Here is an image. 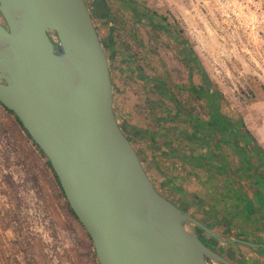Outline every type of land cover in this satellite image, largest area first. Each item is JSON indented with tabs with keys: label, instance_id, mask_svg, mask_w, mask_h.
I'll return each mask as SVG.
<instances>
[{
	"label": "water",
	"instance_id": "1",
	"mask_svg": "<svg viewBox=\"0 0 264 264\" xmlns=\"http://www.w3.org/2000/svg\"><path fill=\"white\" fill-rule=\"evenodd\" d=\"M0 14V103L46 155L98 263L234 264L186 228L225 241L157 190L122 131L86 1L0 0Z\"/></svg>",
	"mask_w": 264,
	"mask_h": 264
},
{
	"label": "rangeland",
	"instance_id": "2",
	"mask_svg": "<svg viewBox=\"0 0 264 264\" xmlns=\"http://www.w3.org/2000/svg\"><path fill=\"white\" fill-rule=\"evenodd\" d=\"M86 1L88 8L96 9L95 0ZM132 1L147 18L138 17L117 0H107L112 19L95 16L93 21L102 42L108 41L110 31L115 51L109 61L113 108L139 155L149 156V149L135 135L131 120L137 115L142 123L151 120L146 114L148 101L159 95L152 91L151 83L148 88L134 78L132 70L169 82L186 109L203 120L209 117L206 102L189 89L201 81L192 61L186 60L190 55L185 45L175 39L177 34L187 40L218 89L220 111L241 119L264 148V0ZM151 21L165 24L172 34L152 27ZM129 56L133 57L130 63L126 61ZM137 108L139 113H134ZM10 121L14 122L13 115L0 105V264H94L89 240L67 211L45 157L20 130L19 137L18 128L16 132ZM222 150L228 152L225 145ZM154 159L141 162L161 194L179 207L156 181L160 177L154 163L165 164L160 157ZM216 243L218 247L223 242ZM222 249L218 247L220 252ZM256 259L264 264V254Z\"/></svg>",
	"mask_w": 264,
	"mask_h": 264
},
{
	"label": "trees",
	"instance_id": "3",
	"mask_svg": "<svg viewBox=\"0 0 264 264\" xmlns=\"http://www.w3.org/2000/svg\"><path fill=\"white\" fill-rule=\"evenodd\" d=\"M106 1L107 0H95L94 4L96 9L93 8L94 10H92L91 8H89L92 19H94L95 16H101V18L105 20L112 19L109 15V8L106 6ZM117 1L121 2L123 6L125 5L132 8L135 13L137 12L136 14L138 17L147 16V13L143 10H140L139 6H137L134 1ZM166 18V16H162V20H166ZM150 24L152 25V27L160 28L167 35L172 34V32L169 31L168 27L165 24L159 25L153 23L152 21L150 22ZM110 36L111 35L109 31L107 33L106 40L108 41H106V43L102 42L100 38L109 61L113 59L115 54V51L112 47L113 42ZM175 39L185 45V48L188 50L190 55L189 59H185L187 61H192V66L199 74L201 83L195 86L191 85L189 89L193 92L195 97L203 99L206 102V109L209 115L207 120H203L197 117V115L186 109L172 93L171 84L169 82H166L164 79L157 80L151 76L146 75L141 70H139V73L137 74L136 70L133 71L132 69H130V71L132 70L130 74L134 76V78L137 77L142 80L144 85L148 86V88H150V86L147 84L151 83L152 91L158 94H162V96L167 100L168 105H170L177 113V115L175 116L181 115L179 119H177V117H174V120L183 123L184 127H186L185 130L188 128L190 131L189 133L187 131L180 133L182 136L187 138L189 142L192 143V152H190L189 154L179 152L177 155L175 152H173V149L170 145V138L166 139L167 142L165 144V148L170 151L171 154L181 159V161L188 162L194 165L199 170L211 173L212 175H216L219 178L218 182L220 183V185L231 186L237 194V199L242 203L241 207L246 217L248 219L255 220L256 217L263 216V213L260 212V208H264V148L257 142L255 137L251 134V132L245 126L244 122L241 119H234L233 117L223 114L220 111V96L218 93V89L216 88L213 81L209 78L197 55L189 46L187 40L181 35H175ZM132 59L133 57L129 56L126 58V61L130 63ZM0 105L9 114L13 115L14 122L10 121V124L12 125V127L16 128V132L18 128V135L20 130V133L24 134L26 140H29L34 148L40 153V155L45 157L46 165L48 166L54 178L58 193L63 198L64 205L67 211L81 225L76 215L70 208L60 186L58 178L53 171L46 155L30 137L14 112L7 109L3 104L0 103ZM121 129L126 134L125 130L122 127ZM137 132L138 130L135 129V133ZM19 137L21 138V134L19 135ZM223 145L228 148V152L226 154L224 150H222ZM237 170L241 171L242 175H244V177L248 179H244ZM157 190L159 191L158 188ZM81 227L83 228L90 243V258H92L94 264H99L94 251L93 243L84 227L82 225ZM260 249V251L264 250L263 248Z\"/></svg>",
	"mask_w": 264,
	"mask_h": 264
},
{
	"label": "crops",
	"instance_id": "4",
	"mask_svg": "<svg viewBox=\"0 0 264 264\" xmlns=\"http://www.w3.org/2000/svg\"><path fill=\"white\" fill-rule=\"evenodd\" d=\"M150 76L162 80L156 75ZM158 95L156 99L153 98L155 100L148 101L146 114L151 120L142 123L140 115L135 116L136 121L131 120V127L138 130L135 135H138L139 140L145 141L149 149V156H140L137 151L141 161L152 159L154 162L155 156L156 159L160 157L163 160L164 166L154 163L156 164L155 173L160 177L156 181H160L159 184L164 187V192L173 195L177 201L175 203H179L181 209L195 216L226 239L222 244H218V247L223 246V254L237 264H260L256 259L259 257L260 250L243 243L230 241L233 238L257 240L260 233L256 231L254 220L246 217L235 190L229 185H220L216 175L181 161L165 148L166 139L170 138V145L177 155L179 152L189 154L193 149L192 143L180 133L186 131L189 133V129L185 130L183 123L174 120V117L178 119L179 115L175 116L177 115L175 110L168 105L161 94ZM139 110L137 108V111H133L137 113ZM156 112L161 114L155 116ZM127 137L131 141V137L128 135Z\"/></svg>",
	"mask_w": 264,
	"mask_h": 264
},
{
	"label": "flooded vegetation",
	"instance_id": "5",
	"mask_svg": "<svg viewBox=\"0 0 264 264\" xmlns=\"http://www.w3.org/2000/svg\"><path fill=\"white\" fill-rule=\"evenodd\" d=\"M0 22L4 23V20L2 18V20H0ZM251 187V186H249ZM264 187V186H263ZM185 211V210H184ZM187 212V211H186ZM260 212L263 213V216H258L255 218L254 222H255V227H256V231L257 233H259V236L257 237V240H252V242L256 243L257 245L255 246H252L254 248H256L257 250H261L260 248H263L264 249V246H262L264 244V208H260ZM188 213V212H187ZM190 214V213H189ZM191 215V214H190ZM195 217V216H194ZM198 219V218H197ZM185 226L188 230H191L193 229L197 234L198 236L201 238V240L207 244L209 247H211L212 249L218 251L221 255H223L224 257L228 258L225 254H223L222 252H220L218 250V247H217V243L216 241H218L216 238H212L211 235H209L207 232H205L201 227L195 225V224H192V223H188L186 222L185 223ZM259 231V232H258ZM263 235V236H262ZM226 241V239H225ZM250 241V240H249ZM223 242V241H222ZM260 247V248H259ZM264 252V250H262ZM262 251H260V255H263L264 253H262ZM229 260H231L230 258H228ZM232 261V260H231ZM234 264H237L235 263L234 261H232ZM260 262V264H263V262L260 260L258 261Z\"/></svg>",
	"mask_w": 264,
	"mask_h": 264
}]
</instances>
